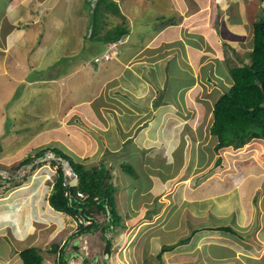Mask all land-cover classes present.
I'll use <instances>...</instances> for the list:
<instances>
[{
	"label": "rangeland",
	"instance_id": "rangeland-1",
	"mask_svg": "<svg viewBox=\"0 0 264 264\" xmlns=\"http://www.w3.org/2000/svg\"><path fill=\"white\" fill-rule=\"evenodd\" d=\"M56 1L60 8L45 13L42 24L44 26L46 21L50 26L40 30V15L48 6H55ZM151 1L129 0L132 5L130 7L129 2L125 0L121 3V7L127 10V18L133 19L137 26L138 23L146 20L145 15ZM30 2L20 3V8L27 7L29 10L31 6L29 14L36 17L33 18L36 26L18 30L17 34L23 33L22 40L18 42L14 40V35L10 36L9 53L5 60L8 77L0 78L3 87L8 90L7 94L1 88L0 82V96L4 101H7V98L10 101L15 91L18 92L17 94L21 92V89H18L20 84L18 77L25 74L32 80L40 74L61 75L60 70L63 66L68 65L73 68L76 65L79 68L82 65H78V62L90 63V59L102 48L96 41L97 36L94 39L89 38L92 32L90 12L91 7L96 3L89 5V0H68L67 3L63 0H30ZM207 2L209 10L204 11H213L214 5H211L209 0ZM211 2L216 3L220 11L214 22L220 24L221 20L223 24L224 21V31L228 36L237 33L235 29L231 32L228 25L241 24V17H248L249 24L264 17L262 14L264 2L261 0H248V4L246 0H211ZM38 3H40L39 7ZM237 4L241 11L245 9L244 13L239 14V10L235 7ZM33 6L38 8L35 9ZM101 7L103 6L98 7L96 4V8ZM103 8L105 11L110 9V7ZM18 10L19 8L14 7L8 13L13 14L14 18L18 16ZM136 14L139 15L136 17ZM102 16L97 20L98 25L103 24ZM200 18L201 23L200 21L196 23L201 24L203 32L183 29L181 30L183 38L176 40L169 47L171 52L167 57L173 55L174 60L167 63L168 69L165 72L160 67L159 74L163 75L154 79L152 84V90L156 91L147 99H136L131 92L132 98H128L129 104L126 105L120 100L122 108L120 116H124L120 124L112 126L101 120L95 110L96 103L101 100L97 102L93 100L87 103L92 108H87L95 112L97 119L93 120L90 116L86 123H83L84 120L78 122L74 119L72 125L76 126L79 132L76 130L69 132L64 126H60L61 128L55 131L57 136L77 148L79 154L65 143L71 150V155L78 156L80 162L84 161L87 166L102 161L108 162L107 160L115 165L114 181L119 183L116 208L122 217V226L110 235L113 248L107 264H264V141L253 140L237 151L231 148L216 151V140L209 132L213 119V102L206 101L207 97L196 96L193 86L191 88L188 86L193 76L195 83L206 75L210 76L212 66L216 65L217 71H212L214 81H211V86H215L214 90L219 96L220 93L217 91L222 88V84L226 88L230 87L229 68L240 64L237 55L244 60V64H247L245 59L249 49L246 47L238 53L237 50L228 47L223 50L222 56L205 43L215 41L216 38L210 28L209 35H205L207 28L202 21H206V14H201ZM30 19L32 17L28 16L25 21L31 23ZM105 22L107 28L112 26V21L105 20ZM36 28H39V33L44 31L41 41L44 42L45 39L46 42L43 49L36 50L37 52L31 38L34 33L32 30ZM250 28L252 29V25ZM28 31L32 32L27 33ZM203 36L207 39L204 43ZM242 40L247 41V37L242 36ZM219 41L223 42V38H219ZM189 43L198 46L203 54L202 61L198 60V54L190 52ZM197 43L203 44L200 47ZM124 52L130 54L129 50ZM208 53H210L208 61H204ZM194 54H196L193 59L194 65L201 63L191 68L190 55ZM65 59L67 61L63 62ZM137 63L138 61L135 62L136 65ZM36 64H40L41 67L44 65L48 70L40 69L36 72V67H39ZM23 66L25 70L21 71ZM111 68L113 71L117 70L116 66ZM194 69L196 74L193 72ZM86 74H88L86 80L91 84L83 86ZM164 75L168 77L164 78ZM173 75L179 77L185 75V77L182 79ZM130 78L131 76L125 74L122 80L128 82ZM6 81L7 87L4 86ZM69 82L66 93L62 88L56 93L57 98L62 97L64 110L60 115L57 113L59 116L55 119H51V125L60 122L62 116L70 112L69 108L72 104L85 101L97 94L102 85V78L95 70L90 72L82 70L78 75L70 77ZM49 84L36 82V94L39 91L50 92V87L46 86ZM59 84L57 82L56 86ZM33 88L29 86L27 91V97L34 99L32 105L26 109L30 115V122L27 126L28 130H24L30 137L33 135L31 131L36 130V97ZM45 96L41 99L44 100ZM39 102L41 103V100ZM22 106L25 105L22 103ZM59 108L60 105L54 104L53 112L55 113ZM110 109H114L113 105L106 106V109L99 107L98 115L104 117ZM3 110L6 114L9 112L8 107L7 110L5 108ZM10 113L17 115L13 106L10 108ZM1 120L0 117V161L4 166H9L7 160L3 159L4 156L9 158L15 152L18 156L28 154L33 148L31 143L36 141V138L23 143L22 137L25 139L26 133L17 132L20 129L19 125H11V121L6 125V121ZM99 121H103L104 125ZM109 128H112L108 132L110 136L108 133L106 135L102 133V129ZM97 132L103 135L102 143L95 139ZM121 144L122 151L118 150ZM108 145H111V151H116L117 155L111 157L106 155ZM134 145L136 148L132 147ZM88 147L89 149H86ZM83 151H86L87 158L82 154ZM220 158L221 163L218 164L217 160ZM125 160L131 165L134 164L137 171L134 177L136 182L122 171L121 162ZM15 167L12 166L10 170L13 171ZM53 172L56 173V167L47 163L39 176L35 173V176L24 184L23 187L30 186L29 189L20 190L15 194L16 190L8 187L7 194H10V197L5 202H0L2 203L0 204V246H3L0 248V264H22L17 251L21 246L24 248L33 246L34 240L36 245L42 248L45 264H57L56 257L48 252L49 247L53 243H64L69 235L77 230L76 223L69 216L52 213L48 205L47 197L56 178ZM2 195L4 194L0 193V196ZM16 208L19 209L20 216L16 215ZM99 216V221L103 223L105 217ZM223 226L230 227L234 233L214 230ZM196 230H198L197 234L189 243L159 256L163 245H175L180 240L192 236ZM102 236L101 231L96 230L83 236L82 242L79 241L77 250L79 249L84 255L88 264H104L105 242ZM17 242L22 243L21 246ZM8 246H11V253L7 252L5 255L4 247ZM4 255L6 257L2 258ZM73 264H83V261Z\"/></svg>",
	"mask_w": 264,
	"mask_h": 264
},
{
	"label": "crops",
	"instance_id": "crops-1",
	"mask_svg": "<svg viewBox=\"0 0 264 264\" xmlns=\"http://www.w3.org/2000/svg\"><path fill=\"white\" fill-rule=\"evenodd\" d=\"M30 0H0V78H7L8 77V67H6L5 60L7 58V53H9V48H10V36L15 37L14 40L16 42L22 40V35L23 33L17 34V31L20 30L21 28H26L30 26H36L35 22L33 21L32 15L29 14L31 10V6L28 10L27 7L20 8V3H24ZM116 2V8H118L119 12L121 15H117L116 12L114 11L115 6L110 7V9L106 10V16L101 17L103 19V24L102 25H97L96 30H97V40L101 44V50L97 51V54H94L93 57H102L104 54L109 49V45L112 41V39L115 38V33L114 31H118L120 29H127L129 32L126 34L124 38H122L123 42L122 43H128L124 47H121V45L117 46V54L115 57H113L110 61H103V62H98L95 63L94 61L89 62H78V65H82L79 68L75 65V68H71L68 73H64V76L62 79H58L57 76H45V74H40L36 76L35 79H28V75H22L20 78L17 76L19 72H16L17 74L16 77H18V80L20 81L18 89H21V92L17 94L18 92L15 91L13 97L10 99L7 98V101L2 100V96H0V117L1 121L5 120L6 125H8L9 121H11V125L13 124H18L20 131L26 130L25 128L29 125L30 122V115L28 111L26 110L28 107L32 105V99L34 97H27V91H29V86L30 88L34 87V95L36 97V130H32L31 134H33L31 137L30 135L28 136L27 131L22 132L23 134L26 133V138L24 139L22 137L23 143L30 142L32 139L36 138V141L31 143L33 145V152H37L47 146H57L61 149H63L65 152L68 154H72L71 150L67 148L65 143H68L67 145L74 149L76 152L78 151L77 148H75L72 143L66 141L64 138H61L60 136H57L55 131L57 128L60 126H64L65 128L69 129V132H72L73 130L78 131L76 126L72 125V123H69L72 118L79 119L83 122L86 123L88 118L90 116L92 117L91 119L95 120L97 119V116L101 120H105V123L107 124H112L113 125H118L120 124V121H122V118L124 116H120L122 113V108H121V101L122 103L129 104L128 98H132V94L136 97V99H141L145 98L147 99L148 96H150L153 92L156 90H152V84L154 82V79L158 77H162L163 74H159L160 67L163 68L164 72L167 70V63L170 60L173 59V55L167 57V55L171 52V49L169 48L172 46L171 44L174 43L176 40H179L180 38H183V33L181 30L183 29H190L192 31H197L203 32L202 26H201V21H200V15L201 14H206V21H202L204 24L206 31L207 32L205 35H209L210 29L214 31L215 33V41H211L210 43L207 41L205 43L209 44V47H211L213 50L216 52H219L224 55L223 50L227 48V45L230 44L228 40H234L235 42L241 40V34H250L252 33V29L250 28L249 24V18L248 17H241V24H234L232 26L229 24V30L233 32L235 29L237 33H234L232 36H228L225 34L224 31V21L222 24V21L220 20L219 23H215L214 19L218 18V14L220 13L219 11V6L215 4H212L211 0L210 3L213 6V11H204V10H209L207 8L206 3L208 4L207 0H152L150 7L147 9V14L146 20L143 23H138L137 26L134 24L133 19L127 18L126 16V11L121 7V3L124 2L125 0H112ZM129 2V0H127ZM243 1V0H242ZM247 4L249 3L248 0ZM64 3H67L68 0H63ZM31 3V2H30ZM35 2L32 3L34 5ZM108 4V3H107ZM40 3H38L39 7ZM128 5L131 7L132 5L130 2ZM204 5V6H202ZM206 5V6H205ZM33 6L35 9L38 7ZM14 7L19 8V14L17 17L13 18V14L8 13L10 9H13ZM137 7V6H133ZM238 9V4L235 6ZM60 6H58V1H56L55 6L52 7H47L40 15L41 17V22L39 23V26L41 27L40 30L44 27L46 29V26L49 27V22H44L43 26V17L46 15L45 13H48V11H55ZM221 8V7H220ZM222 9V8H221ZM247 9V8H246ZM114 13H112V11ZM139 10V9H138ZM239 10V14H241L243 11ZM137 12V11H136ZM169 13L166 15V13ZM208 12V13H207ZM244 13V12H243ZM140 14V13H139ZM136 14V17L139 15ZM238 14V13H237ZM32 17L30 19L31 23H27L25 21L26 17ZM111 17V18H110ZM139 19V18H138ZM107 21H112V26L106 27V22ZM239 20V18H238ZM129 21V23H128ZM197 21H200L199 25H197ZM254 22V21H253ZM62 23V20L61 22ZM92 26V21L90 22ZM24 24V26L22 25ZM144 24V25H143ZM206 24L208 26L206 27ZM15 25V26H14ZM193 25V26H191ZM122 27V28H118ZM105 28V29H104ZM210 28V29H209ZM39 28H36L32 31L34 33L31 35V38L33 39L35 45H36V50H42L44 45H45V39L44 42L41 41L43 37V32L39 33ZM188 29V30H189ZM32 31H28L27 33H31ZM101 32V33H100ZM39 33V38L37 37V34ZM104 33V34H103ZM16 36H18L16 38ZM30 36V35H29ZM203 43L206 39L205 36ZM223 38V42L219 41V38ZM232 41V42H234ZM147 42V43H146ZM202 43V44H203ZM191 47H189L190 52L196 53L199 55L198 60H203L202 56L203 54L201 53L200 49L198 46L194 45L192 46L191 43H189ZM200 47L202 44L197 43ZM206 45V44H205ZM137 46H140V50H137ZM8 48V49H7ZM129 50L130 54H126L124 51ZM188 50V51H189ZM37 52V51H36ZM142 52V54H141ZM50 54H53V52H50ZM172 54V53H171ZM190 55V67L193 68L194 66L200 65H194L193 59L196 56ZM210 53L207 54V56L204 58V61H208V56ZM92 57V58H93ZM137 65L135 62H137ZM203 61V62H204ZM39 67H36V72H39L40 69H44V71L48 70L46 67H41L40 64H36ZM112 66H116L117 70L113 71ZM24 67V66H23ZM18 70V66L15 67ZM52 67L49 66V69ZM195 68V67H194ZM31 69H35V67H31ZM25 67L21 71H24ZM86 70L87 72L95 70L98 75L101 76L102 78V85L99 89V92L92 96V98H87V100L79 102L77 104H72L69 108V113H65L61 121L58 123H54L55 125H51L50 121L52 118H56V116H59L63 110V102H62V97L57 98V91H60V88L63 89V92L66 93V87L68 84L70 85L69 78L75 75H78L80 71ZM212 71L216 72L217 68L216 65L212 66ZM211 71V75L208 76L206 75L202 79L198 80V86H196V83H194V90L197 93L196 96L203 98L207 97L206 101L212 100L213 104L215 100L218 98L214 88L215 86H210V81L213 77V73ZM193 72L196 74V69L193 70ZM156 73V74H155ZM125 74L128 76H131V78L128 80H122L123 77H125ZM88 74H86L83 86L87 85L88 83L91 84V82L86 80ZM108 75V77H107ZM154 77H153V76ZM167 75H164V78H167ZM177 78H182L179 76H174ZM2 84L3 90L7 92L8 90L3 87V82L0 81ZM36 82H48L50 83L49 85H46L47 87H50V92L47 91H39L36 94ZM59 82L60 84L56 86V83ZM156 86H158V83H155ZM163 84V83H162ZM201 86H200V85ZM209 85V86H208ZM4 86L7 87V81L4 82ZM193 86V85H192ZM121 88V89H120ZM161 88V86L159 87ZM158 89V88H157ZM25 90V91H24ZM197 90H199L197 92ZM214 92V93H213ZM44 94V95H43ZM17 98L15 99V97ZM46 95V96H45ZM45 96V99L42 100L41 97ZM73 99V98H72ZM71 99L72 102H74ZM41 100V103L39 102ZM95 100L96 102L98 100V103H96L95 110L97 111L96 114L95 112H91L87 107L88 102L90 103L91 101ZM121 100V101H120ZM59 101V103H58ZM22 103L25 106H22ZM60 105L61 108L57 109V111L54 113L53 112V105ZM207 104V103H205ZM113 105L114 109L113 110H108L105 114V116H99V111L97 110L99 107H103L106 109V106ZM13 106L14 111H16L17 115H12L10 113V108ZM7 107L9 108V112L6 114V112L3 110L4 108L7 110ZM42 107L44 110H42ZM124 107V106H122ZM92 108V107H91ZM129 110V109H128ZM104 112V111H101ZM57 113L59 115H57ZM127 120V119H126ZM133 119H131L132 121ZM138 120V119H136ZM135 120V121H136ZM103 121H99L101 125H104L102 123ZM116 122V123H115ZM4 124V123H3ZM132 124V123H131ZM61 128V127H60ZM112 128L109 129H102V133H105V135L111 130ZM121 130V129H120ZM83 132V130H81ZM79 132V131H78ZM84 133V132H83ZM85 134V133H84ZM110 136V133H108ZM113 135V132L112 134ZM102 134H99L97 132L95 134V139L102 143ZM24 145V144H23ZM107 149V156H112L113 153L116 151H111V145H108ZM122 144L119 146L118 150L120 149L122 151ZM86 149H89L86 148ZM8 150V149H7ZM117 150V151H118ZM112 154H111V153ZM79 154V152H77ZM82 154L84 155L85 158H87L86 151H83ZM72 156V155H71ZM12 156L9 158L4 156V160H7L8 163L11 162ZM75 159L79 160L80 158L78 156H74ZM83 159V158H81ZM97 160V159H96ZM98 164V162L96 163ZM6 194L0 196V202L3 200H7ZM2 199V200H1ZM2 204V203H0ZM19 209H16V212H18ZM18 243V242H17ZM22 243H18L20 245ZM24 244V243H23ZM21 246V245H20ZM3 246H0L2 248ZM6 254L11 253V246L4 247ZM24 247L21 246L18 251L17 255L20 253L21 250H23ZM3 256L2 258H5L6 256ZM216 259V258H215Z\"/></svg>",
	"mask_w": 264,
	"mask_h": 264
},
{
	"label": "trees",
	"instance_id": "trees-1",
	"mask_svg": "<svg viewBox=\"0 0 264 264\" xmlns=\"http://www.w3.org/2000/svg\"><path fill=\"white\" fill-rule=\"evenodd\" d=\"M261 2H264V0H261ZM100 5L103 7L115 6L114 11L117 15H121L114 1L99 0L98 7ZM103 7H101L102 9L95 8L91 13L94 30H96L98 25L99 16H106ZM111 11L114 13L113 10ZM262 14H264V10ZM252 30L253 51L245 59L247 64H244V60L237 55V60L240 64L229 69L233 85L229 92L220 96L213 106V119L209 132L216 140V151L226 148H232L237 151L253 140L264 141V17L252 23ZM121 31L123 30L120 29L117 32ZM66 59L69 60L70 58ZM66 59L63 62H66ZM50 70L53 71V68ZM69 70L70 67L68 65L63 66L60 70L61 75H58L57 78L62 79L64 73H68ZM132 147L136 148L135 145ZM129 148H127L128 152ZM48 151L54 153L56 157H61L68 161L74 173L79 176L77 186L65 187L62 163L52 161L53 165H58V170L52 193L48 198L49 205L55 211L62 212L71 218L82 216L92 221L88 226L79 225L78 231L66 241V244L61 246L58 243H53L48 252L57 256L58 264H69L68 261L78 260H83V264H88L84 255L80 253L79 249L77 250L76 246L79 245L80 240L78 241L76 238L98 230L101 231L105 242L104 253L106 257H104V264H107L113 248L110 235L115 233L118 227L122 226L121 216L116 208L115 165L110 160H107L110 163L102 161L96 165L87 166L84 161L74 160V157L65 154L58 148L40 150L34 156L29 155L21 164H28L32 160L41 158ZM114 155H117V153L112 154V156ZM217 162L220 164L221 158ZM120 167L123 172L136 182L134 177L137 171L134 168V164L131 165L128 160H125L121 162ZM149 170L152 172L151 169ZM66 190L70 193V196L65 195ZM79 192L88 196L86 201L80 202L77 200ZM99 215L105 217L103 223L99 221ZM214 230L234 233L227 226ZM197 232L198 230L194 231L192 236L180 240L175 245H163L159 256L161 257L164 252L172 251L177 246L189 243ZM70 242H73L74 246L68 250ZM41 249L37 245L23 249L19 254L22 263L45 264Z\"/></svg>",
	"mask_w": 264,
	"mask_h": 264
},
{
	"label": "clouds",
	"instance_id": "clouds-1",
	"mask_svg": "<svg viewBox=\"0 0 264 264\" xmlns=\"http://www.w3.org/2000/svg\"><path fill=\"white\" fill-rule=\"evenodd\" d=\"M107 1V0H106ZM110 1H112V0H110ZM98 2H99V0H89V2H88V4L90 5V4H92V3H96L97 5H98ZM114 3H116V2H114ZM96 4H95V6L94 7H91L92 9H91V12H90V14L92 13V11H94V9L96 8ZM94 25L92 24V32L90 33V35H89V38H91V39H94V37L95 36H97V30H94V27H93ZM128 30L125 28V29H123V31H121V32H117V31H114V33H115V38L114 39H112V41H111V43H110V45H109V49H108V51L106 52V54H104L102 57H93V58H91L90 60L91 61H94L95 63H98V62H103V61H110L113 57H115L116 56V54H117V46L118 45H121V46H125V45H127L128 43H122V44H120V42H123L122 41V38H124L125 36H126V34H128ZM242 36H246L247 37V41H245V40H242V38H241V40H239V41H237V42H231L230 44H228L227 45V48L228 47H230L231 48V50H237V52L239 53V52H241V49H246V47H248V49H249V54L250 53H252V51H253V46H252V39H253V30H252V33H251V36H250V34H248V33H246V34H241ZM241 36V37H242ZM250 41H251V43H250ZM247 42V43H246ZM140 48H142V47H140ZM140 48H137L136 49V51L137 50H140ZM248 54V55H249ZM230 69V68H229ZM184 77H185V75L184 76H182V79H184ZM202 79V78H201ZM211 81L213 82L214 80H213V78L211 79ZM210 81V84L212 83ZM194 83H195V77L193 76V80L191 81V83H190V85H188L190 88H191V86L193 85V91H195L194 90ZM228 84L232 87V85H233V82H232V79H231V77H230V79L228 80ZM196 86H198V84L196 83ZM211 86V85H210ZM231 87H225V85L224 84H222V88H220L218 91H217V93H220L219 94V96H218V98L215 100V102H214V104L218 101V99H219V97L220 96H222V95H224L225 93H227V92H229V90L231 89ZM198 91V90H197ZM196 93V92H195ZM171 104V103H170ZM214 104H213V106H214ZM75 118H72L71 120H70V122L69 123H72L73 122V120H74ZM78 122H81V120H79V119H76ZM26 130H28V128L26 127L25 128ZM213 137V136H212ZM51 149V148H57V146H53V147H51V146H47V147H45V148H43V149H41V150H44V149ZM59 149V148H58ZM232 149V148H231ZM59 150H61V149H59ZM40 151V150H39ZM38 152V151H37ZM37 152H33V150H30V152L27 154L26 153V155H24V154H21L20 156H18V154L15 152L13 155H12V158H11V162L10 163H8L9 164V166H4V163H2L1 161H0V170H3V171H6V172H8V174H9V178L8 179H4V178H2V176H0V193L1 194H6V198L8 199L9 197H10V194H7V189H8V187H10V188H12V190H19V189H21L23 186H24V184L25 183H27L29 180H30V178L32 177V176H35V173L36 174H38L37 176H39V174H40V172L44 169V168H46V164L47 163H50V165L51 166H53V167H56V173L55 172H53V175H55V177H57V170H58V165H53L52 164V161H56V162H60V163H62V169H63V171H64V186L65 187H67V186H71L70 185V182L75 178V176H78V175H76V173H72L71 172V170H70V167H72L71 166V164L68 162V161H66V160H64L63 158H61V157H56L55 156V154L54 153H52V152H50V151H48V152H46L45 153V155L43 156V157H41V158H37V159H35V160H32L31 162H29L28 164H21L29 155L30 156H34ZM65 154L67 153V152H64ZM53 155H54V157H53ZM73 157V156H72ZM73 159H75V158H73ZM17 160V161H16ZM12 166H16L15 167V169L13 170V171H11L10 170V168L12 167ZM9 167V169H7ZM79 177V176H78ZM11 179H12V181H11ZM11 181V182H10ZM79 182V181H78ZM10 183H12L11 185H10ZM114 183L117 185V190H118V186H119V183H117V182H115L114 181ZM53 185H54V182H53V184H52V188H51V191L49 192V195H48V197L47 198H49V196L51 195V193H52V190H53ZM77 185H78V183H77ZM76 185V186H77ZM73 187V186H72ZM117 190H116V192H117ZM20 191V190H19ZM18 191H15V194L17 193ZM79 193H82V192H79ZM65 195L66 196H70V193L66 190L65 191ZM5 198V199H6ZM88 198V197H87ZM2 200V199H1ZM77 200L78 201H80V202H83V201H86V200H79L78 198H77ZM6 200H3V201H1V202H5ZM47 202H48V199H47ZM48 205H49V202H48ZM49 207H50V209L52 210L51 212L52 213H56V214H64V213H62V212H58V211H55L50 205H49ZM117 207V206H116ZM17 209V208H16ZM118 212V211H117ZM119 214V213H118ZM16 215H18V216H20L19 214H18V212H16ZM66 215V214H65ZM120 215V214H119ZM68 216V215H67ZM121 216V215H120ZM70 217V216H69ZM71 218V217H70ZM75 223H76V225H77V230L76 231H74L73 233H71L70 235H69V237L65 240V242L64 243H62V244H60V242L58 243V244H60L61 246L62 245H64V244H66L67 242V240L70 238V237H72L77 231H78V227H79V225H83V226H88V225H90L91 224V222L92 221H90V220H87V219H85L84 217H82V216H79V217H77V218H71ZM121 220H122V217H121ZM11 223H14V222H11ZM88 234H91V233H88ZM197 234V233H196ZM87 235V234H86ZM28 236H30V234H28ZM83 236H85V235H82V236H80V237H77L76 239L79 241H81L82 242V237ZM35 239V238H34ZM34 244H33V246H36V241L34 240ZM74 246V243L73 242H70L69 243V245H68V250H70L72 247ZM51 247V246H50ZM49 247V248H50ZM77 247V246H76ZM178 247V246H177ZM176 248V247H175ZM174 248V249H175ZM25 249V248H24ZM22 251V250H21ZM20 251V252H21ZM20 254V253H19ZM19 254H18V257L20 258V256H19ZM54 255V254H53ZM54 257H56V260H57V256L56 255H54ZM106 257V256H105ZM110 259V258H109ZM108 259V260H109ZM20 260H21V258H20ZM45 261V260H44ZM78 261H83V260H78ZM78 261H68L69 262V264H73V263H76V262H78ZM21 262H22V260H21ZM23 264V263H22ZM57 264H58V260H57Z\"/></svg>",
	"mask_w": 264,
	"mask_h": 264
},
{
	"label": "built area",
	"instance_id": "built-area-1",
	"mask_svg": "<svg viewBox=\"0 0 264 264\" xmlns=\"http://www.w3.org/2000/svg\"><path fill=\"white\" fill-rule=\"evenodd\" d=\"M0 176H2V178H6V179H8L9 178V174H8V172H6V171H3V170H0ZM87 195H85L84 193H78V195H77V198L79 199V200H86L87 199Z\"/></svg>",
	"mask_w": 264,
	"mask_h": 264
},
{
	"label": "water",
	"instance_id": "water-1",
	"mask_svg": "<svg viewBox=\"0 0 264 264\" xmlns=\"http://www.w3.org/2000/svg\"><path fill=\"white\" fill-rule=\"evenodd\" d=\"M53 157H54V155H53ZM78 181H79V177L75 176V178L70 182V185L75 187L77 185Z\"/></svg>",
	"mask_w": 264,
	"mask_h": 264
},
{
	"label": "bare ground",
	"instance_id": "bare-ground-1",
	"mask_svg": "<svg viewBox=\"0 0 264 264\" xmlns=\"http://www.w3.org/2000/svg\"><path fill=\"white\" fill-rule=\"evenodd\" d=\"M231 87V86H230ZM189 153V152H188ZM70 170H71V172L72 173H74V170H73V168L72 167H70ZM30 188V186H28V187H22L21 189H19V190H26V189H29ZM19 190H16V191H19Z\"/></svg>",
	"mask_w": 264,
	"mask_h": 264
}]
</instances>
